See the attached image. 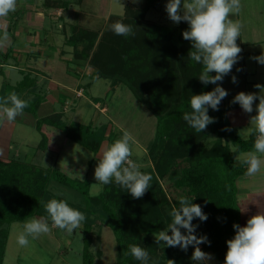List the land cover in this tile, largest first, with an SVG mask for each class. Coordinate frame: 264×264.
I'll return each mask as SVG.
<instances>
[{"label":"trees","instance_id":"obj_1","mask_svg":"<svg viewBox=\"0 0 264 264\" xmlns=\"http://www.w3.org/2000/svg\"><path fill=\"white\" fill-rule=\"evenodd\" d=\"M49 1L53 0H44L46 7H52ZM159 1L146 0L142 8L129 9L128 17L122 22L133 26L134 36L125 38L106 31L98 50L92 53L98 38L97 31L79 29L67 40L74 47L76 56L88 60L95 70V77L111 75L110 89L125 83L156 116L155 136L147 149L152 166L142 171L152 176L151 187L139 199L133 198L114 182L103 185L104 190L98 195H91L88 179L70 177L56 165L46 167L0 156V264L4 262L11 224L33 216L46 217L43 204L51 198L68 199L70 206L78 210L82 200L87 206L84 209L87 214L83 230L85 264H91V232L95 224L89 216L98 212L116 236L119 264H142L126 254L130 244L146 248L150 256L149 264H167L169 259L175 264H191L183 253L174 254L170 247H160L155 242L154 235L165 228L157 206L168 203L162 181L171 183L170 186L178 190V198L172 201L177 208L181 196L194 199L192 202L201 206L207 220L193 219L192 224L197 226L194 234L197 237L206 236L210 244H200L201 249L213 251L219 264H224L227 241L233 239L236 233L233 225L241 226L236 181L245 175L246 166L240 163L238 155L253 149L256 134L251 132L248 137H243L238 127L231 124L227 115L229 106L224 99L218 111L209 107L208 115L215 118V122L201 133H196L184 121L183 114L191 111V95L212 91L216 85L200 82L198 76L202 65L188 58L191 42L182 35L188 29L186 21H181L178 26L166 27L145 19L147 10ZM79 44H82L81 48ZM108 55L112 59L106 61L110 57ZM102 65L107 67V71L99 73ZM217 83L221 86V81ZM25 84L26 79L16 85L5 81L0 96L10 92L19 95L26 88ZM22 99L29 101L24 110L36 114L42 95ZM47 125L62 130L70 140L95 153L106 138H111V134L107 135L104 130L105 126L98 131L99 128L94 129L92 122L67 120L63 118V113L55 112L38 117L36 121L41 133L39 149L46 150L49 146V136L44 131ZM209 134H215L216 140L211 147H206L201 138ZM110 138L108 144L114 142ZM53 181L73 188L79 200L73 202L65 196L54 197L52 188L56 184H52Z\"/></svg>","mask_w":264,"mask_h":264},{"label":"rangeland","instance_id":"obj_2","mask_svg":"<svg viewBox=\"0 0 264 264\" xmlns=\"http://www.w3.org/2000/svg\"><path fill=\"white\" fill-rule=\"evenodd\" d=\"M41 1L44 2V0ZM167 3L168 0H160L156 6L150 7L147 10L145 19L160 26H178L180 23L176 24L168 17L165 7ZM49 4L52 6L48 7L49 15L58 17L60 19L59 21L62 22L57 27L58 21L55 20L57 18H48V20L53 21L51 25H54L53 29L55 33H57V28L65 30L66 36L64 35V38L61 36L60 41L63 42V47L69 49V57L80 59L81 63L86 66L85 68L88 67V71L91 72L93 71V67L88 63V60L82 59L78 55L76 56L74 47L68 44L67 40L78 32L79 29L94 30L97 31L98 38L91 53L92 51L98 50L100 40L105 32L111 31L109 30V26L117 20L122 21L128 17L129 9L138 10L142 8L146 4V0H135V2L134 0H53ZM229 18L234 21H239L242 24L240 37L236 41L242 51L239 54L238 61L233 65L231 72L224 76L221 82V87L228 93L224 98L225 103L227 106H233L237 104H232L231 101L238 93L259 94L260 89L255 86L257 84L264 85V65L254 59V57H258L264 52V0H241L239 14L230 15ZM78 46L81 48L82 44ZM108 56L110 57H107L105 59L106 61L112 59L111 55ZM102 68L103 70H101ZM98 70L99 73L101 71L104 73L107 71V67L102 65ZM100 76L101 74L94 80L88 76L84 79L85 83L88 82V96L85 95L92 101L91 104L88 102H81L80 105L71 103L70 107L80 106V108L77 111L75 110V112L68 110V118L83 123L92 122L93 128H99L98 131L104 129L105 126L104 130L107 131V135L111 134V138H106L97 153L69 138H66L58 144L55 142L53 148L52 145H49L47 147L49 150H39L38 144L41 140V133L30 120H26L18 128L21 131L22 138L27 140L26 144L19 147L17 145L14 146L15 149L11 151L10 158L16 156L17 158L20 157L18 159L23 161L28 160L46 167L56 164V166L61 168L70 177L88 179L91 195H98L104 189L103 184L96 181L94 170L101 157L102 149L108 145L107 141L109 138L111 141H115L127 131L132 137V156L130 159L141 165V171H147L152 166L151 157L147 149L155 136L156 116L145 104L135 97L130 88L124 85L125 83H120L115 88L110 89L111 75ZM233 76L236 77V83L232 82ZM12 82H14V79ZM76 94L78 96L82 95L83 91L77 89ZM258 103V99L254 101L250 119L256 115V105ZM53 106L56 109L62 108V102L54 103ZM29 114L32 115L33 113L29 112ZM33 115L35 116V114ZM243 122V125L238 126L239 131L243 137H248L254 129L250 123H247V120ZM46 127H44V130H46ZM18 134L16 133V135ZM215 140V134L205 135L201 138V142L206 147H211ZM73 168L76 172L74 174H72ZM53 183L54 185L56 184L52 188L54 193L56 190H62L65 193L64 196L69 198V200L73 202L79 200L78 198L80 197L73 188L55 181ZM170 184L167 181H162V190L168 196V203L163 206H157L158 214L164 220L165 228L171 222L169 212L175 206L172 201L179 196L177 194L178 190L171 187ZM236 185L238 190L236 194L237 202L240 208L244 209L241 211V226H246V222L251 216L258 212H264V210H255V208L253 210L254 199L250 200L251 198L249 197V192L259 190H263L264 192V168H262L261 173L255 176L247 177L244 175L240 177L236 181ZM263 205L264 202L260 206L263 207ZM260 206L256 205V209H260ZM85 207L87 206L82 200V204L78 208L80 211L83 209L82 212L87 214L84 212ZM98 214L89 216L95 222L91 232L93 239L92 245L90 246L91 264H119L116 236L113 230L106 224L102 214L100 212ZM33 217L39 218L38 216ZM25 220L11 224L3 264H85V257L83 255L85 246L83 230L85 229L86 219L71 234L58 228H51L48 234L41 235L38 239L31 241L28 247H21L16 243V235L22 231ZM49 224L51 226L50 221ZM180 230L182 234H187L185 229ZM169 235H171L170 230ZM163 243L161 242V244ZM159 246L163 247L164 245ZM198 247L201 249L202 246L198 245ZM170 248L174 251V254L183 253L186 256V260L191 264H201V262L191 259L194 251L193 246L190 245L187 251L181 250L178 246ZM204 252L212 256V259L207 261V264H219L213 251Z\"/></svg>","mask_w":264,"mask_h":264},{"label":"clouds","instance_id":"obj_3","mask_svg":"<svg viewBox=\"0 0 264 264\" xmlns=\"http://www.w3.org/2000/svg\"><path fill=\"white\" fill-rule=\"evenodd\" d=\"M16 6L17 0H0V18L15 12ZM165 7L171 21L176 24L186 21L188 24V29L183 31L182 35L185 40L191 42L188 58L202 65L198 79L204 85H216L212 91L191 95V111L183 114L188 126L196 133H201L209 124L215 122V118L208 115L209 107L218 111L221 101L228 95L217 82H222L223 77L231 72L242 51L236 43L241 34L242 24L229 18L230 15L239 14L241 0H168ZM109 30L125 38L135 35L133 26L120 20L112 23ZM9 40V34L5 30L0 35V47ZM254 59L264 65V52ZM213 72L215 75H210ZM232 82L236 83L235 76L232 77ZM255 87L260 89L259 94L240 92L231 101L232 104H239L244 112L252 113L254 101L259 100L256 115L250 119V125L256 134L253 150L239 157L240 163L246 166L247 177L261 173L264 168V85L257 84ZM28 106L29 101L20 98L15 92L0 96V123L14 121L23 115L24 109ZM131 142V135L125 131L122 137L106 145L102 149L94 176L98 183L109 185L114 182L129 192L133 198L139 199L151 187L152 176L142 172L141 165L130 159ZM64 195L62 190H56L54 193V197ZM193 200L185 196L179 197V207L171 208L169 212L171 222L166 228L158 231L154 236L155 242L157 245L167 247L178 246L183 251H187L191 245L194 248L191 259L207 264L212 256L202 251L198 245L210 242L206 236L197 237L194 234L197 226L192 224L194 218L206 221L207 215L203 213L199 204L192 202ZM43 207L47 213L46 217H33L24 221L22 231L16 235V243L19 246L28 247L31 241L48 234L51 228H58L71 234L86 219L83 212L70 206L68 199L51 198ZM233 228L236 233L233 239L227 241L224 264H264V212L251 216L246 226L234 224ZM180 229H185L187 234H182ZM126 254H130L142 264H149L150 256L144 247L130 244L127 246ZM167 264H175V261L169 259Z\"/></svg>","mask_w":264,"mask_h":264},{"label":"crops","instance_id":"obj_4","mask_svg":"<svg viewBox=\"0 0 264 264\" xmlns=\"http://www.w3.org/2000/svg\"><path fill=\"white\" fill-rule=\"evenodd\" d=\"M48 9L41 0H17L15 12L0 18V35L6 30L10 37L9 42L0 47V90L5 81L16 85L26 79V88L19 93V96L32 99L38 94L42 95V102L35 116L26 111L28 113L23 112V115L12 122L0 123L1 157L10 158L11 151L15 149L14 146L26 144L27 140L22 138L21 131L18 129L26 120H30L36 127L38 117L55 112L63 113V118L67 116L64 119L73 120L68 118V110L75 112L80 106L70 107L71 103L80 105L81 102L90 104L92 102L86 97L88 82L85 83L84 79L87 76L92 80L96 79L94 69L89 72V68H85L80 59L69 57V49L63 47L64 44L60 41L61 36L63 38L64 35L66 36L65 30L57 28L55 33L54 25H51L53 21L48 18H57L55 19L58 21L57 27L62 21L60 22L58 17L50 16ZM13 79L14 82H12ZM77 89L82 90L83 94L78 96ZM57 102H62V108L56 109L53 106ZM227 115L233 126H241L245 120L250 123V113L244 112L239 104L229 106ZM44 131L49 136V145H52V148L55 142L58 144L68 138L62 130L54 126L47 125ZM252 132L255 131L252 130ZM16 133L19 134L16 135ZM74 172L73 168L72 174ZM249 197L250 200L254 199L253 210L254 208L264 210V205L260 206L264 202L263 190L249 192ZM256 205L261 208L256 209ZM243 210L241 208V211Z\"/></svg>","mask_w":264,"mask_h":264}]
</instances>
